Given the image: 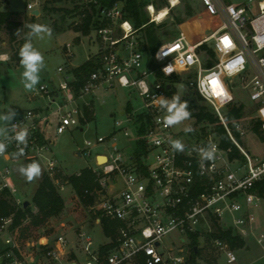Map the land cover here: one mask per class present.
Wrapping results in <instances>:
<instances>
[{"label":"built area","instance_id":"obj_1","mask_svg":"<svg viewBox=\"0 0 264 264\" xmlns=\"http://www.w3.org/2000/svg\"><path fill=\"white\" fill-rule=\"evenodd\" d=\"M53 1L24 0L25 12L30 18H39ZM61 1L88 6L98 0ZM8 2L0 0V12L9 11L3 7ZM180 3L181 0H167L166 8L170 13ZM201 3L206 15L219 25L198 41H192L187 32L181 30L175 39L161 43L151 58L140 47L138 29L127 16L123 1L102 7L99 26L93 28L89 36L98 43L96 54L100 56V65L78 95L71 85L76 78L64 66L58 69L62 74L58 86L51 89L40 85L33 90L32 98L47 97L50 105L56 104L59 134L86 125L82 119L87 121V110L92 108L90 97L100 88H127L143 101L140 111L134 110L123 119H116L111 134L100 135L95 141L86 140V147L79 152L80 156H92L94 147L103 146L105 150L95 152L94 165L87 166L96 174L98 183L90 192L95 197L89 206L96 215L95 222L101 225V217L120 221L116 234L107 242L111 247L105 259L100 258L92 232L85 228L78 232V253L72 254L71 239L60 234L52 243H39L38 251L44 257L64 262L71 256L70 264H188L192 251L187 256L183 244L187 243V236L194 233L213 236L216 249L226 255L229 263H236L239 261L236 249L215 235L219 230L232 229L244 239V249L249 246L247 237L251 236L264 258V193L261 190L264 156L252 155L238 140L237 135L255 133L254 125L245 128L241 118L232 126L227 119V112L234 105H246L240 103L235 94L237 90L244 92L264 142V0L258 1L257 14H254L252 0L239 4L230 0H201ZM151 7L154 4L147 6L150 21L155 22ZM35 10H39L38 15L33 14ZM80 15L77 25L86 13ZM65 47L68 56H73L71 44ZM158 71L163 73L162 77L158 76ZM174 76H180L184 85L209 105L228 136V145L223 144L215 123L202 122L199 132H185V128L176 129L177 125L164 126L165 112L159 108L157 97L171 98L173 95L169 92L179 89L172 81ZM213 80L219 87L213 86ZM140 114L146 121L143 136L146 151L138 159L133 153L125 155L117 131L127 138L138 139ZM11 123L16 125V131L28 129V144L26 148L20 146L24 151L18 155L19 149L13 141L0 155V192L10 191L17 204L23 206L24 200L16 196L14 177L15 165L25 160L41 164L43 173L62 193L69 182L64 180L61 165L50 152L53 139L45 135L49 120L31 108L23 110ZM4 127L11 126L0 125ZM5 135H14V132ZM175 139L184 143L183 152L172 150L169 141ZM209 144L215 146V159L202 161L199 149ZM101 157L106 160L100 162ZM81 172L82 169L73 174ZM13 223L14 215L0 217V264L36 263L34 256L32 261L25 256ZM174 231L180 234V248L163 251V238ZM192 244L193 239L189 241V245ZM79 254L83 255L81 261L76 259Z\"/></svg>","mask_w":264,"mask_h":264},{"label":"rangeland","instance_id":"obj_2","mask_svg":"<svg viewBox=\"0 0 264 264\" xmlns=\"http://www.w3.org/2000/svg\"><path fill=\"white\" fill-rule=\"evenodd\" d=\"M149 4H154L157 10L166 7L167 0H149ZM235 4L245 3L248 0H230ZM260 0H252L254 14H257V3ZM148 4V5H149ZM147 5V6H148ZM146 11L149 15L148 8ZM3 7L9 11L17 13L14 15L15 18L24 21V28L19 30L18 37L19 41L15 44L10 40V30L5 27L0 31V53L7 55V60L3 61L0 59V115L5 114L12 104H17L19 109H36L42 116L49 120V123L45 127V135L53 139L51 145V155L54 156L58 163L61 165V172L64 180L73 174L75 171H79L89 165H94V154L97 151L105 152L103 146L94 147L93 155L79 156L78 153L86 147V140L95 141L100 135H109L114 131L115 120L123 119L124 116L130 112L136 110L140 111L143 106L142 99L138 94L130 89L117 87L113 90H105L100 88L96 90L93 96L92 108L89 109L90 116L87 115L88 123H84V127H72L64 133H57V125L59 116L55 112L56 104L50 105V100L47 97H35L32 98V91L25 89L22 83V72L23 68L20 62H16L12 56L15 48L20 49L22 43L20 40L25 36V32L28 33L30 30L28 25L30 24H43L48 25L51 28L54 23H58L67 29L60 33H52L51 37L47 35L44 39L33 38L34 46L43 54L45 58V67L40 72V82L35 89L39 88L40 85H48L49 88L58 86L59 80L62 74L58 71L60 66H64L66 70L69 69L70 63L73 65H80L87 59L95 55L99 49L98 43L92 42L89 36L92 34L84 35L82 31H75L77 26L76 21L81 17L80 13L75 12L66 13L65 8L74 9L75 5L68 1L54 0L48 7V10L44 11V15L37 18L34 23L29 19L25 18L27 14L25 12L24 0H9L8 5L5 4ZM51 7H55L58 10L50 11ZM219 22L210 19L204 10V6L201 0H181V3L173 8L169 15L162 21H155L153 28L156 30L160 37L161 43L175 39L181 30L186 31L187 36L192 41H198L209 35L217 26ZM142 32H138V37L141 36ZM80 36V41H76L75 38ZM71 44V52L73 56H68V48L66 44ZM148 57L151 58L153 53H147ZM72 67V66H71ZM194 77V76H193ZM172 81L178 85L179 89H173L169 93L171 95H180L184 101H189L188 104L192 103L193 106L197 102L198 94L184 85V81L181 80L180 76L172 77ZM63 94V93H62ZM236 97L240 103H246L245 113L241 119V124L250 129L254 125L252 107L249 106V99L246 94L242 91L235 92ZM62 97V95H61ZM201 98V97H200ZM204 104L210 111L209 105L201 98L199 100ZM132 110H128V104ZM248 103V104H247ZM50 108L48 109V106ZM12 109V108H11ZM17 113V112H16ZM113 114V116H112ZM18 116V113H17ZM16 116V117H17ZM4 124L0 120V125ZM203 123L197 122L195 117L178 124L176 129L191 127L194 131L199 132L202 128ZM133 131V130H132ZM119 144L123 147V150L130 153V146H127L128 138L121 131H117ZM238 136L239 142L254 156H264V142L260 130H256L255 133L249 131L244 136ZM132 139V137L130 138ZM100 162H102L100 158ZM30 163V162H29ZM28 161H19L15 165V177L14 183L16 185V196L21 200H30L33 210L37 211V208L32 202V196L41 182L43 176V166H41V175L29 182L23 177L18 171L20 165L29 164ZM65 199L66 207L63 215L55 223L56 230L50 234L46 233L47 227L40 229L38 232H33L34 236L29 238V246H26V250H23L25 256L32 261L34 256L36 263L32 264H70L73 259L71 256L67 257L64 262H55L44 257L41 252L38 251L39 243L48 242L52 243L53 240L60 234L66 235L72 241L73 255L74 251L77 253L80 251V243L78 239V232L80 229L85 228L92 232L96 245L99 247L103 243H107L110 238L103 232L102 226L95 222V213L90 210V207L84 206L79 200L73 187L68 184L66 189L62 192ZM26 220L25 222H28ZM24 222V223H25ZM216 230V228L214 227ZM37 233L44 235L41 240H37ZM46 234V235H45ZM34 237V238H33ZM180 234L174 231L163 238V251H167L169 248H180L179 238ZM187 243L183 244L185 253L188 256L189 251L193 250L194 245H189V241L193 239L192 236H187ZM196 240L198 241L200 254L191 260H188V264H264V258H262V250L256 244L255 240L251 237H247L249 246L244 249H236L239 261L236 263H229L226 255L221 253L214 246L213 236L206 237L205 235H197ZM36 246H33V245ZM39 252V253H38ZM82 254L76 259L81 261Z\"/></svg>","mask_w":264,"mask_h":264},{"label":"trees","instance_id":"obj_3","mask_svg":"<svg viewBox=\"0 0 264 264\" xmlns=\"http://www.w3.org/2000/svg\"><path fill=\"white\" fill-rule=\"evenodd\" d=\"M119 0H98L97 3H90L88 6L80 3H74V9H62L66 13H72L77 10L78 13H86V16L82 19V22L75 27V31H82L84 35L90 34L92 29L99 26L100 23V11L102 7H111ZM124 3V9L127 16L132 20L134 26L138 29V32H142L139 36L140 47L145 52L154 53L156 49L161 44L160 37L156 30L153 28L154 21H150V15L146 11V6L150 3L149 0H121ZM46 7L45 10H48ZM58 10L55 7H51L50 11ZM13 11H2L0 12V31L5 27L10 30V40L13 44L19 41L18 32L23 29L25 24L24 21L14 17ZM26 19H29L32 23L37 19L35 17H29L25 15ZM30 30V29H28ZM53 32L60 33L66 31L67 29L58 23H54L52 27ZM25 36L20 40V42H25ZM200 40V39H199ZM21 45V46H22ZM12 58L16 62H20L19 50L15 48ZM100 65V56L98 54L93 55L87 61L82 63L77 67H69L68 71L75 76V81L71 83L72 88L76 95H78L80 88L84 85L90 74L95 71ZM158 76L162 77L163 73L158 71ZM197 102L192 105L194 100L192 99L190 104H188L189 110L191 111V117H195L197 122H209L215 123L216 129L222 136V141L224 145L229 144L228 136L223 128V126L218 123V119L214 114L197 98ZM187 102V101H186ZM128 110L131 111L130 103L128 104ZM245 105L236 104L227 112V119L230 121L232 126L244 116ZM87 115L90 116L89 110H87ZM85 123L86 120L82 119ZM138 122H140L139 127V138L136 139L133 148V154L136 158H140V155L146 151L145 141L143 139L146 127V121L143 114L138 117ZM254 129L259 130V125L254 124ZM69 184L73 187L79 200L84 206H90L94 203L95 197L91 195L90 192L98 186L96 174L85 167L82 169L80 175L71 174L66 178ZM261 190L264 193V183L261 184ZM32 202L37 208V211L33 210V206L28 207L19 206L17 204L16 198L10 193V191L5 190L0 192V217L14 215L13 229L14 233L19 241L23 250H26V246H29V238L34 236L33 232H38L40 229L47 227L46 233L50 234L56 230L55 223L63 215L66 207L65 199L62 193L59 191L57 186L53 181L46 175L43 176L41 182L36 188L33 196ZM29 220L28 222H25ZM25 222V223H24ZM101 226L103 232L107 237H114L120 226L119 220L110 219L107 217H101ZM38 239L41 240L44 235L36 234ZM46 235V234H45ZM215 235L225 239L229 242L233 249L243 248L245 241L239 235H236L232 229L219 230ZM193 245L198 246V241L196 240L197 234L192 233ZM34 238V237H33ZM33 246H36L35 244ZM111 243H103L99 246V255L101 259H105L108 253ZM43 254V253H41ZM200 254V249L196 253L195 247H193L191 257L189 260L196 258ZM143 264V263H140Z\"/></svg>","mask_w":264,"mask_h":264},{"label":"clouds","instance_id":"obj_4","mask_svg":"<svg viewBox=\"0 0 264 264\" xmlns=\"http://www.w3.org/2000/svg\"><path fill=\"white\" fill-rule=\"evenodd\" d=\"M28 27L30 31L27 33L25 42L19 49V57L20 65L23 68L21 74L22 83L26 90L32 91L39 84L40 72L45 67V58L34 46L33 38L44 39L45 35L51 37L53 30L50 26L43 24H30ZM0 59H5V57L0 56ZM212 84L215 87H219L215 80L212 81ZM157 101L159 108L165 112L162 120L165 127L178 125L191 117L188 104L181 99L180 95H173L171 98L160 96L157 97ZM16 116V111L11 108H9L5 114L0 115V120H2L6 126H11L10 128H0V136L3 137V139H0V155L6 152L8 144L13 141L19 149L18 155H22L24 148L27 147L29 131L27 128L16 131V125L11 123ZM9 131L14 132V135H5V133ZM192 131L193 129L191 127L185 128V132ZM169 143L173 151L183 152L185 150V145L180 139L170 140ZM21 145H23L24 148H21ZM199 154L202 161H212L215 159V146L209 144L207 147L200 148ZM18 171L27 181L31 182L41 175V166L38 162L33 161L27 165H20Z\"/></svg>","mask_w":264,"mask_h":264},{"label":"crops","instance_id":"obj_5","mask_svg":"<svg viewBox=\"0 0 264 264\" xmlns=\"http://www.w3.org/2000/svg\"><path fill=\"white\" fill-rule=\"evenodd\" d=\"M137 35H138V33H137ZM75 40L78 42V41H80V36H77L76 38H75ZM93 42V41H92ZM0 53H3V52H0ZM2 55H6L5 53L4 54H2ZM7 56V55H6ZM88 60V59H87ZM86 60V61H87ZM84 63V62H83ZM81 65V64H80ZM70 66H72V67H77V66H79V65H73L72 63H70ZM19 106L17 105V104H12L11 105V108L13 109V110H15L18 114H20L23 110H24V108L23 109H19L18 108ZM112 116H113V114H112ZM131 138V137H130ZM130 138H128V141H127V143H128V145L127 146H130V153L128 154V152H126V151H124L123 150V152L125 153V155H131L132 153H133V148H134V143H135V138L134 137H132V139H130ZM78 155L80 156V153H78Z\"/></svg>","mask_w":264,"mask_h":264},{"label":"bare ground","instance_id":"obj_6","mask_svg":"<svg viewBox=\"0 0 264 264\" xmlns=\"http://www.w3.org/2000/svg\"><path fill=\"white\" fill-rule=\"evenodd\" d=\"M153 8V11H154V16H155V21H162L164 20L168 14H169V10L165 7V8H162L160 10H156L155 7H151ZM210 19H212L211 17H209ZM3 57H5V59L7 58L6 55H3ZM101 160L102 162L106 160V157H101Z\"/></svg>","mask_w":264,"mask_h":264},{"label":"water","instance_id":"obj_7","mask_svg":"<svg viewBox=\"0 0 264 264\" xmlns=\"http://www.w3.org/2000/svg\"><path fill=\"white\" fill-rule=\"evenodd\" d=\"M33 14L38 15L39 14V10L33 11ZM188 103H189V101H188ZM29 205H31V201L30 200H25L24 201V207H28ZM195 251H196V253L199 251L197 246L195 247Z\"/></svg>","mask_w":264,"mask_h":264},{"label":"snow or ice","instance_id":"obj_8","mask_svg":"<svg viewBox=\"0 0 264 264\" xmlns=\"http://www.w3.org/2000/svg\"><path fill=\"white\" fill-rule=\"evenodd\" d=\"M225 43H226V44L228 43L227 39H225Z\"/></svg>","mask_w":264,"mask_h":264}]
</instances>
